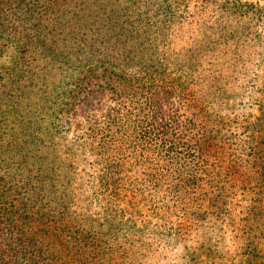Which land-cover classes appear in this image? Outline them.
Returning a JSON list of instances; mask_svg holds the SVG:
<instances>
[{
  "label": "trees",
  "instance_id": "1",
  "mask_svg": "<svg viewBox=\"0 0 264 264\" xmlns=\"http://www.w3.org/2000/svg\"><path fill=\"white\" fill-rule=\"evenodd\" d=\"M175 244L264 264V0H0V264Z\"/></svg>",
  "mask_w": 264,
  "mask_h": 264
},
{
  "label": "rangeland",
  "instance_id": "2",
  "mask_svg": "<svg viewBox=\"0 0 264 264\" xmlns=\"http://www.w3.org/2000/svg\"><path fill=\"white\" fill-rule=\"evenodd\" d=\"M146 238L149 242H151V237L149 235H147ZM166 252H168L167 253L168 259H165V257L159 259L160 264H183L181 262V260H182L181 255L184 253V250H183V246L181 244H179V245L175 244L174 247L167 249ZM140 257H141V255H140ZM149 259H143V261L145 262ZM152 264H158V262L155 261Z\"/></svg>",
  "mask_w": 264,
  "mask_h": 264
}]
</instances>
